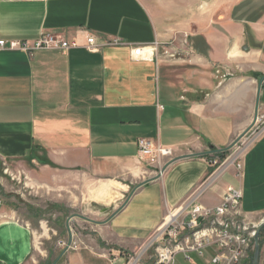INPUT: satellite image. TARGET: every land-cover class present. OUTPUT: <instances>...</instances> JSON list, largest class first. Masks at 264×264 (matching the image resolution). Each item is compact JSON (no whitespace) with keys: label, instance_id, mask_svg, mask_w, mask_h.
<instances>
[{"label":"crops","instance_id":"0c3cea01","mask_svg":"<svg viewBox=\"0 0 264 264\" xmlns=\"http://www.w3.org/2000/svg\"><path fill=\"white\" fill-rule=\"evenodd\" d=\"M221 7V0H0V40L31 43L49 32L81 45L0 49V160L46 157L53 167L35 158L31 164L54 175L49 184L59 193L85 187L82 208L106 202L113 191L127 197L153 178L113 216L123 202L93 219L106 222L74 230L77 246L55 264H128L186 199L197 194V203L217 205L227 184L241 188L250 221L264 215V125L241 155L240 179L229 165L221 174L227 181L220 176L202 188L209 151L228 147L251 123L264 75V49L247 44L264 45V17L238 22L218 14ZM89 35L97 50L83 46ZM114 39L120 44L107 45ZM155 42L161 45L152 58L132 56L137 46L148 55ZM217 66L233 75L221 82ZM259 110L264 119V101ZM138 139L172 154L143 157ZM191 154L200 155L185 156ZM114 183L121 188H109ZM34 251L28 225L0 218V264H37ZM60 251L51 243L39 264H51ZM214 254L208 248L187 260L179 253L174 264H208Z\"/></svg>","mask_w":264,"mask_h":264},{"label":"built area","instance_id":"2783aa9c","mask_svg":"<svg viewBox=\"0 0 264 264\" xmlns=\"http://www.w3.org/2000/svg\"><path fill=\"white\" fill-rule=\"evenodd\" d=\"M112 44H120V42L114 39L107 45ZM160 45L158 42L153 43L148 55H145L143 47L137 46L132 50V56L142 60L152 58L153 49ZM79 46L81 45L76 40H68L60 34L55 35L49 32L42 33L31 43L20 40H0V49L8 48L26 52L36 49L67 50ZM83 46L89 50L99 48L94 35H89ZM217 67L219 69L215 77L221 82L233 75L231 69ZM262 128L256 130L246 146L263 130ZM137 146L140 155L149 157L151 160H156L157 156L167 157L172 154L169 148L156 146L147 139H138ZM139 160L142 159L139 158ZM227 161L228 159L226 162L219 163L217 158H213L208 162L209 168L213 170L207 173L202 188L221 176L228 166ZM229 165L234 167V177L239 180L243 169L241 155L235 157ZM196 196L197 194L186 199L177 211L171 214L170 220H165L157 233L151 236L141 249L128 255V264H174L175 257L179 253L189 260L192 253L202 256L208 248H212L215 253L208 264H245L253 250L255 226H252V221L241 209V188L234 184H227L220 196V202L211 207L197 203ZM228 229H246V237L228 236ZM60 245L66 246V242H61ZM76 246L73 241L68 249ZM149 251H151L150 255L147 256ZM147 258L148 261H146Z\"/></svg>","mask_w":264,"mask_h":264},{"label":"rangeland","instance_id":"374dc122","mask_svg":"<svg viewBox=\"0 0 264 264\" xmlns=\"http://www.w3.org/2000/svg\"><path fill=\"white\" fill-rule=\"evenodd\" d=\"M258 1L221 0L222 7L217 13H221L228 18L230 17L229 14H231L232 19L238 22L253 23L264 17V2ZM244 2L247 3L244 4ZM247 25L245 24L244 26L246 35L250 34ZM255 33L261 35L259 31ZM52 34L56 35L59 33ZM259 101L260 105L264 101V98L261 96ZM261 112L258 106V118L255 124L241 139L235 142L232 150L228 152L231 154L230 157H225L221 162L217 157H214L218 159L219 163L226 162L228 159L226 164L229 166L235 157L242 155L248 140L253 137L257 129H260L264 125ZM53 177V174L41 170L39 167L31 164V161L28 159L14 161L0 160V218H14L30 227L33 232L35 245L33 254H37V264L41 261V254L45 250L47 251L51 243L55 244L56 242V246L61 250L65 247L60 244L61 242L67 243L68 231L66 222L71 215L78 213L90 219L102 220L108 213L101 212L100 207H106L108 208V212H112L126 198V195L120 196L113 191L106 202L82 208L79 197L84 195L85 187L75 184L70 186L69 190H62L59 193L49 184V182H52ZM221 178L227 181L230 177L226 172ZM111 188L118 189L121 186L119 183H114L113 186L111 185ZM114 195L118 197L117 200H114ZM169 220L166 219V221ZM252 220V226H255L256 229L258 224L264 221V215L256 216ZM89 225H93V223L84 221L78 217H73L68 221L71 234H73L74 230L87 231L85 228L87 227L86 229H88ZM240 230L241 232L245 231L243 234L246 235V229ZM259 242L261 245L259 264H264V227L260 230ZM177 260L180 262V257H177Z\"/></svg>","mask_w":264,"mask_h":264},{"label":"water","instance_id":"95a60500","mask_svg":"<svg viewBox=\"0 0 264 264\" xmlns=\"http://www.w3.org/2000/svg\"><path fill=\"white\" fill-rule=\"evenodd\" d=\"M264 80V75L261 76L258 81H257V87H256V97H255V103H254V112H253V119L251 121V123L248 125V127L235 139V141H233V143L231 145H229L228 147L226 148H223V149H220V150H211L209 151L210 153H217V152H226V151H229L233 148L235 142H237L239 139H241L252 127L253 125L255 124L257 118H258V106H259V95H260V91H261V85H262V82ZM207 153V152H206ZM203 154V153H202ZM196 155H200V154H191V155H185V156H196ZM175 160V159H173ZM172 160V161H173ZM171 161V162H172ZM169 164V163H168ZM153 178L151 179H147L146 181H143L142 183L136 185L135 187H133L130 191V193L127 195L126 199L123 201L122 205L116 210L114 211L113 213H111V215L109 216V218L111 216H113L120 208H122L126 203L127 201L129 200L130 196L132 195V193L135 191V189L152 180ZM100 211L101 212H106L107 211V208L106 207H102L100 208ZM73 217H78L84 221H87V222H90V223H93V224H102L105 221H94L93 219H90L86 216H83L81 214H73L71 215L68 219H67V222H66V227H67V231H68V239H67V243H66V246L61 250L60 252V255L52 261L51 264H55L56 261L58 260V258L63 255L69 248V246L71 245L72 243V234H71V231H70V228L68 227V221L73 218ZM264 227V221H261L258 226L256 227L255 229V234H254V237H253V253H252V264H259V259H260V251H261V245H260V242H259V233H260V230Z\"/></svg>","mask_w":264,"mask_h":264},{"label":"trees","instance_id":"16d2710c","mask_svg":"<svg viewBox=\"0 0 264 264\" xmlns=\"http://www.w3.org/2000/svg\"><path fill=\"white\" fill-rule=\"evenodd\" d=\"M207 156V155H206ZM209 156V155H208ZM212 157H217L219 159V161L221 162L225 157H226V152H217V153H212ZM35 158L37 160L38 163L40 164H47L49 166H54V164L49 161L46 157L44 156H39V157H32ZM32 158H28V160H31ZM212 159H209V161H211ZM211 170H213L212 168H209L208 171L210 172ZM252 263V252L249 256V258L246 260L245 264H251Z\"/></svg>","mask_w":264,"mask_h":264},{"label":"bare ground","instance_id":"6f19581e","mask_svg":"<svg viewBox=\"0 0 264 264\" xmlns=\"http://www.w3.org/2000/svg\"><path fill=\"white\" fill-rule=\"evenodd\" d=\"M260 98V96H259ZM111 188V187H110ZM166 219H170V217H167ZM243 232L240 229H228V236H236V237H246V235L243 234ZM188 260V259H187Z\"/></svg>","mask_w":264,"mask_h":264},{"label":"flooded vegetation","instance_id":"af4514ba","mask_svg":"<svg viewBox=\"0 0 264 264\" xmlns=\"http://www.w3.org/2000/svg\"><path fill=\"white\" fill-rule=\"evenodd\" d=\"M259 1H263L264 2V0H259ZM258 1V2H259ZM247 2H244V4H246ZM249 3H251V2H249ZM264 4V3H263ZM262 4V5H263ZM247 7V6H246ZM247 44L249 45V46H253V47H258L259 45H260V48H263L264 49V45H261V44H258V43H255V42H247Z\"/></svg>","mask_w":264,"mask_h":264}]
</instances>
